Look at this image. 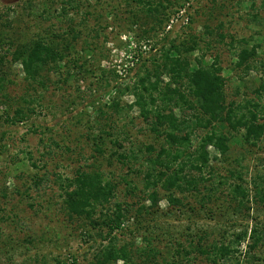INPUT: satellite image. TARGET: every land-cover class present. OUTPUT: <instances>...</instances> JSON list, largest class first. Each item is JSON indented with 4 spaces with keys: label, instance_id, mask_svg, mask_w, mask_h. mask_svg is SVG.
<instances>
[{
    "label": "rangeland",
    "instance_id": "obj_1",
    "mask_svg": "<svg viewBox=\"0 0 264 264\" xmlns=\"http://www.w3.org/2000/svg\"><path fill=\"white\" fill-rule=\"evenodd\" d=\"M74 1L76 8L64 5L65 0H0L2 11L8 7L18 10H9L10 19L20 17L16 24L23 40L37 36L60 40L56 35L62 34L72 41V27L81 35L76 51L68 52L61 70L48 74L47 88L29 85L22 66L8 63L6 93L11 99L0 92V264H52L56 259L71 262L74 257L79 264H87L108 244L106 227L94 226L85 217H70L64 208L60 177H73L78 169L89 168L101 169L118 184L108 205L110 211L116 204L131 209L130 220L114 233L117 245L157 251L149 259L135 253L134 263L233 264L239 259V263L264 264V242L244 254L249 238L240 247L244 255L213 261L199 251L214 241L229 244L234 233L246 228L264 226V200L252 199L240 206L231 192L236 183L248 186L251 195L253 180L264 185V141L250 145L243 142L241 131L225 127L224 132L231 137L230 151L221 156L210 147L217 158L211 156L201 194L175 190L182 203H170L169 192L159 188L160 201L153 206L147 199L154 189L146 188V159L156 154L165 140L151 130V117L145 119L138 106L130 107L136 97L120 95L118 89L133 84L143 74L142 62L152 66L149 60L159 57L167 44L161 40L166 32L177 41L196 35L201 49L189 56L192 66L199 65L196 58L200 57L211 64L217 55L227 79L228 102H235L240 112L257 103L264 118V0H183L179 13V5L171 9V22L157 38L152 32L143 36L154 20L135 0L130 4L125 0ZM63 6L66 14L61 15ZM219 34L225 35L223 41ZM244 40L260 44L256 67L249 72L235 66ZM169 79L164 75L161 87ZM25 94L40 97L32 103L36 113L13 124L7 115H14ZM114 100L118 106H111ZM102 129L111 134L103 133L106 143L100 155L95 152L92 136L100 135ZM206 131L195 130L191 150ZM114 151L138 155V159H119ZM45 172L48 178L35 184L33 177ZM186 172L200 175L189 167ZM205 188L214 189L209 202L202 201ZM141 204L146 208L135 217Z\"/></svg>",
    "mask_w": 264,
    "mask_h": 264
},
{
    "label": "trees",
    "instance_id": "obj_2",
    "mask_svg": "<svg viewBox=\"0 0 264 264\" xmlns=\"http://www.w3.org/2000/svg\"><path fill=\"white\" fill-rule=\"evenodd\" d=\"M131 1L125 0V4H130ZM135 1L141 5L140 10L145 11V15L154 20L151 30L144 29L143 36L147 37V34L152 32V35L155 34V38L159 37V32L165 30L170 22L171 9L179 5L177 11H180L185 4L183 0ZM73 2L75 1L65 0L64 5L78 7V3L75 5ZM44 9L46 8L44 7ZM9 10L18 12L12 7H8L6 11L0 9V92L4 93L6 98L11 99L6 93L7 82H9L8 63H19L22 66L25 74L24 79L29 82V85L36 84L47 88L48 74L61 70V64L67 59L68 52L71 54V50L76 51V42L81 35L75 27H72L69 31V34H72V41L62 34L56 35L57 38H61L60 40H47L43 36L28 37L27 40H23L22 33L16 24L20 17H16V20L10 19ZM65 10V6H63L61 15L66 14ZM208 30L206 27V31ZM152 35L150 34V36ZM219 38L223 41L225 35L219 34ZM161 40H165L167 44L162 46L159 57L156 56L149 60L153 61L152 66H148L146 61L142 62L145 69L143 74L139 75L133 84L118 88L120 95L130 93L136 97L130 107L138 106L145 119L151 117V130L159 137H164L165 140L160 149L156 150V154L146 159L149 164L146 171V188L154 189L148 194L147 199L153 206H156L160 201L159 188L169 192L170 203L178 204H181L182 200L175 196V190L183 194L185 192L199 194L202 191L201 187L207 182L204 172L210 167L211 156L217 158L216 155H212L210 147L219 151L221 156L230 151L231 137L224 132L225 127H230L236 132L241 131L243 142L250 145H257L264 141V118L258 109L259 104L250 103L253 108H249L247 112H240L235 102H228L227 79L222 74L223 68L219 63V57L216 55L211 64L205 63L204 57L196 58L199 65L192 66L189 56L201 49V41L198 36L193 35L189 39L177 41V37L170 38L166 32ZM244 42V46L237 52L235 66L249 72L256 67L255 62L259 55L260 44L250 45L246 40ZM157 43L159 40L154 45L156 46ZM231 44H234L233 40ZM158 58L161 59L158 60ZM71 74L68 72L69 76ZM164 75L168 76L170 81L165 83V87H161ZM39 98L25 94L22 97L23 103L15 109L14 115H7V120L13 124L26 121L36 113V108L32 106V103H37ZM111 106H118V102L114 100ZM101 113H103L102 110ZM198 128L207 131L200 138L199 145L191 150L190 148L193 146L192 134ZM108 132L103 130L97 137L92 136L95 152L100 155L104 154L102 146L106 143V136H103V133L111 134ZM53 142L58 145L55 141ZM111 142L121 146V143L116 139H111ZM113 155H118L119 159H129V161L138 159V155H126L117 151H114ZM33 165L37 166L36 163ZM187 167L198 171L200 175H188ZM48 176L46 172L43 175L37 173L33 177L34 183H41ZM60 184L64 189V208L70 217H85L94 226H104L108 229L105 236V239H109L108 244L100 249L94 259L87 264H117L120 260L124 264H139L134 263L135 253L141 256L145 255L148 259L157 255L154 248L149 250L147 248L134 249L131 248L132 244L117 245L114 233L123 229L125 221L130 220L131 209L116 204V209L110 211L111 208L108 205L117 194L118 184L107 177L101 169H78L73 177H60ZM252 184L253 195H251V189L243 183H236L231 187L232 198L240 206H246V203L251 202L252 199L264 200V185H261V182L257 180H253ZM213 191L214 189L205 188L202 201H211ZM145 208L146 206L141 204L136 210L135 217L141 216L142 210ZM248 208L251 207L248 206ZM97 213H99L98 218L95 217ZM248 238L251 239V242L247 243L245 255L256 250L264 242V226L255 225L250 230L246 228L234 233L229 244L214 241L205 247H199V251L213 261L235 257V254L239 253L244 255L240 247ZM204 239L203 236L201 240ZM182 248L187 252L184 247ZM71 262L65 259H56V263L52 264H79L75 257ZM233 264L244 263H239V259H237V263Z\"/></svg>",
    "mask_w": 264,
    "mask_h": 264
},
{
    "label": "built area",
    "instance_id": "obj_3",
    "mask_svg": "<svg viewBox=\"0 0 264 264\" xmlns=\"http://www.w3.org/2000/svg\"><path fill=\"white\" fill-rule=\"evenodd\" d=\"M171 22V21H170ZM170 25V24H169ZM172 27V25H170L168 28H171ZM146 47V46H145ZM133 66V65H132Z\"/></svg>",
    "mask_w": 264,
    "mask_h": 264
}]
</instances>
